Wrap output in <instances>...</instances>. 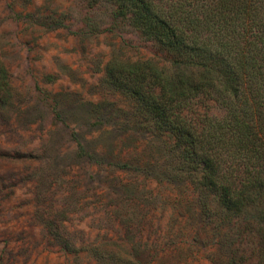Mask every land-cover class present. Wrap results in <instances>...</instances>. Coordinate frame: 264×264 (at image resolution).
<instances>
[{
  "label": "rangeland",
  "instance_id": "rangeland-1",
  "mask_svg": "<svg viewBox=\"0 0 264 264\" xmlns=\"http://www.w3.org/2000/svg\"><path fill=\"white\" fill-rule=\"evenodd\" d=\"M112 9L0 0V264H227L233 249L256 264L255 226L200 215L186 181L165 182L161 139L131 128L129 102L103 85L111 60L168 68Z\"/></svg>",
  "mask_w": 264,
  "mask_h": 264
},
{
  "label": "trees",
  "instance_id": "trees-1",
  "mask_svg": "<svg viewBox=\"0 0 264 264\" xmlns=\"http://www.w3.org/2000/svg\"><path fill=\"white\" fill-rule=\"evenodd\" d=\"M85 1L111 5L166 57L168 68L111 60L102 79L129 102L130 127L166 146L165 182L186 181L203 217L255 226L264 264V0ZM11 97L0 59V106Z\"/></svg>",
  "mask_w": 264,
  "mask_h": 264
}]
</instances>
